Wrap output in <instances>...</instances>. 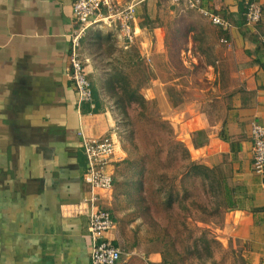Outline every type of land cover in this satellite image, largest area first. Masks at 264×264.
<instances>
[{
	"label": "crops",
	"instance_id": "1",
	"mask_svg": "<svg viewBox=\"0 0 264 264\" xmlns=\"http://www.w3.org/2000/svg\"><path fill=\"white\" fill-rule=\"evenodd\" d=\"M74 1L0 0V264H91L89 216L79 209L89 194L82 141L115 131L116 122L90 77L86 49L98 30L94 27L81 47L93 80L94 108L77 105L67 71L76 27ZM114 1L122 11L133 8L130 42L142 54H165L163 20L172 13V0ZM194 1L227 19L230 27L216 25L228 55L222 59L226 71L217 77L224 86L218 84L210 104L219 103L220 112L201 111L198 119H188L198 120L188 133V148L220 180L232 235L245 246L252 264H264V173L253 168L251 131L255 121L264 126L262 33L238 25L240 5L251 0ZM253 1L264 7V0ZM116 22L123 36V19ZM116 136L119 148L110 167L114 185L95 190L99 204L116 218V226L104 236L123 251L116 165L124 157L117 131ZM150 257L161 261L158 250Z\"/></svg>",
	"mask_w": 264,
	"mask_h": 264
},
{
	"label": "rangeland",
	"instance_id": "2",
	"mask_svg": "<svg viewBox=\"0 0 264 264\" xmlns=\"http://www.w3.org/2000/svg\"><path fill=\"white\" fill-rule=\"evenodd\" d=\"M168 8L165 54H142L116 21L88 28L98 29L86 49L90 77L113 112L124 157L116 165L124 237L119 264H252L226 224L215 173L195 166L188 148L201 111L220 112L219 103L210 104L218 84L224 86L217 80L228 56L223 33L195 7ZM255 29L260 41L264 7ZM192 115L197 119L188 122ZM155 250L160 262L150 257Z\"/></svg>",
	"mask_w": 264,
	"mask_h": 264
},
{
	"label": "built area",
	"instance_id": "3",
	"mask_svg": "<svg viewBox=\"0 0 264 264\" xmlns=\"http://www.w3.org/2000/svg\"><path fill=\"white\" fill-rule=\"evenodd\" d=\"M180 4L184 0H172ZM185 5L199 8L194 0H187ZM245 13L246 25L255 28L262 20V5L256 1L247 2ZM76 27L71 33L70 64L68 77L71 79L79 107L90 104L94 108L93 84L89 77L85 60L81 54L82 40L88 28L102 21H117L123 19L122 28L127 41H132L133 32L129 24L133 18V8L130 6L119 10L114 0H75L73 3ZM199 10L207 15L213 24L227 29L230 22L224 17L205 9ZM264 48V36L261 37ZM253 168L258 173H264V126L259 122L252 124ZM83 150L87 167L83 179L89 190L79 204V209L89 216L90 260L91 264H118L123 251L120 246L105 238L104 234L116 226L114 213L99 204V196L95 189H110L114 185L112 164L119 148L116 129L100 137H83Z\"/></svg>",
	"mask_w": 264,
	"mask_h": 264
},
{
	"label": "trees",
	"instance_id": "4",
	"mask_svg": "<svg viewBox=\"0 0 264 264\" xmlns=\"http://www.w3.org/2000/svg\"><path fill=\"white\" fill-rule=\"evenodd\" d=\"M251 1H253V0H251ZM246 5H247V3H242L241 5H240V12H241V16H243V19L240 21V22H238L239 24V26H243V25H246V18H245V13H246V11H247V7H246ZM262 9H263V7H262ZM263 18V17H262ZM262 21V20H261ZM262 44V43H261ZM262 46H263V44H262ZM93 93H94V88H93ZM127 162L129 163V159H127ZM131 162V161H130ZM133 163H134V161H133ZM130 164V163H129ZM131 164H132V162H131ZM133 165V164H132ZM195 166H198V167H202V168H204L205 170H207V174L209 173V174H212V173H214V171L213 170H211L209 167H207V166H205V165H202V164H199V163H196L195 164ZM211 176V175H210ZM214 182H215V184L217 185V186H222V184H221V182H220V180L217 178V177H215V179H214ZM222 192H223V190H222ZM223 195H224V193H223ZM225 196V195H224Z\"/></svg>",
	"mask_w": 264,
	"mask_h": 264
}]
</instances>
